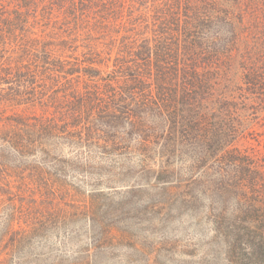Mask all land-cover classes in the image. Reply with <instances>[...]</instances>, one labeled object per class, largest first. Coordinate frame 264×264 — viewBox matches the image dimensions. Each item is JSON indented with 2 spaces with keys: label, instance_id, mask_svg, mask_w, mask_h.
Returning <instances> with one entry per match:
<instances>
[{
  "label": "trees",
  "instance_id": "trees-1",
  "mask_svg": "<svg viewBox=\"0 0 264 264\" xmlns=\"http://www.w3.org/2000/svg\"><path fill=\"white\" fill-rule=\"evenodd\" d=\"M128 153L160 183L216 165L225 255L264 264V0H0V264H61L48 240L79 223L70 264L102 263L126 235L68 171Z\"/></svg>",
  "mask_w": 264,
  "mask_h": 264
},
{
  "label": "rangeland",
  "instance_id": "rangeland-1",
  "mask_svg": "<svg viewBox=\"0 0 264 264\" xmlns=\"http://www.w3.org/2000/svg\"><path fill=\"white\" fill-rule=\"evenodd\" d=\"M124 155L98 159L88 172L68 171L73 185L103 203L101 217L109 213L106 221L126 235L120 242H98L103 260L98 264H234L225 255L224 240L236 228L231 220L238 214V196L215 192L210 171L216 165L196 184L187 179L160 183L148 170L157 164ZM173 168L176 177L183 175V166ZM90 237L86 225H62L48 240L50 255L56 263L81 262L93 252Z\"/></svg>",
  "mask_w": 264,
  "mask_h": 264
}]
</instances>
